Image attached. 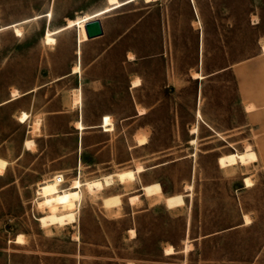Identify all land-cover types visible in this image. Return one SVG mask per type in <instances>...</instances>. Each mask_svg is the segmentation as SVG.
<instances>
[{"label":"rangeland","instance_id":"obj_1","mask_svg":"<svg viewBox=\"0 0 264 264\" xmlns=\"http://www.w3.org/2000/svg\"><path fill=\"white\" fill-rule=\"evenodd\" d=\"M106 2L0 0V156L9 160L0 176V264H264V110L247 123L230 70L264 40V0H131L97 15L114 38L122 34L112 44L78 46L77 23L60 29ZM47 30L54 44L43 41ZM12 90L19 98L3 103ZM103 114L112 130L100 125ZM25 138L34 139L29 149ZM247 145L256 160L218 164ZM138 163L144 169L128 185L116 174L95 195L81 185L77 221L40 225L42 178L61 171L65 186ZM152 181L162 195L182 192L185 204L145 196L140 185ZM116 193L121 203L108 210L102 198Z\"/></svg>","mask_w":264,"mask_h":264},{"label":"bare ground","instance_id":"obj_2","mask_svg":"<svg viewBox=\"0 0 264 264\" xmlns=\"http://www.w3.org/2000/svg\"><path fill=\"white\" fill-rule=\"evenodd\" d=\"M107 5L99 8L95 11H92V13H85L78 17H75L74 19L69 18L66 24L61 28L68 27L73 25L74 23L78 24V36L76 38L77 45L79 46L80 43L87 39L86 31H85V21L93 18L94 16H97L99 14L105 13L111 8L119 6L123 3L129 2V0H106ZM147 1V0H146ZM50 14V12H48ZM14 31L16 35H20L22 33L21 29L17 26H14ZM43 41L49 44H54L55 39L51 35V32L47 30L45 35L43 36ZM77 52H79V47H77ZM262 49H264V43L262 45ZM79 69V63L76 62V65L72 67V72H76ZM192 76L196 78H202L203 75L200 74L198 71H193ZM139 81V78H135L133 80V83H137ZM17 92L16 90H12L11 94L15 95ZM247 107H251V104H247ZM145 110L143 107L138 108L139 113H143ZM196 113L198 117H202L201 111L199 109H196ZM27 112L22 110V112L18 115L19 120L22 122L27 118ZM102 126L105 130H109L112 128V121L111 117L108 114H105L102 118ZM76 127L82 128L83 123L80 119H77L76 121ZM191 132H197V125L193 124L190 127ZM191 142L195 141V137H192L190 139ZM145 142V137L140 136L138 138V143ZM32 143V139H26L25 145L30 146ZM257 159V155L254 150H252L248 145L243 151L240 152H229L225 153L224 155H220L217 157V162L221 167L228 166L230 164H233L235 162L243 163L248 161H254ZM7 164V160L0 157V174L4 173L5 166ZM144 167L140 163L136 164L133 169H121L116 170L112 174L104 175L103 177H97L94 179L89 180H82L80 177H73L67 185L64 186L62 183L65 181L64 174L60 171L57 172L49 177L42 178V180L37 182V193L42 198L37 202L38 207L44 210L43 214L38 216L37 219L40 222V225L49 227V225H59L62 226L67 223H73L77 221V214L79 212L80 206L79 201L81 198V191L83 185L88 192L92 194H97L102 188H104V185H110L113 181V176L116 174L118 180L126 185L130 184L134 178L136 177V172H139L143 170ZM244 182L246 185H252V181L248 176L244 177ZM63 184V186H62ZM141 189L143 191V194L148 197H152V195H159L163 198V203L169 208L171 207H177L182 206L185 203L184 200V194L182 192H175L167 195H162V185H160L157 181H152L150 183L141 184ZM186 186V185H185ZM192 185L189 183L187 185V189L191 188ZM185 188V187H184ZM138 197V193H134L133 195L129 196V201L131 203L136 200ZM121 203L120 199V193L112 194L103 196L102 198V205H105L108 210H112L113 208H116V206H119ZM244 222H249L250 219L244 213L243 216ZM131 236H134V230L130 229ZM23 237L22 234H17L14 238V241L16 242H22ZM188 243L184 245V250L186 251L188 249ZM175 249L170 244L164 247V253L165 254H172ZM128 264H133L132 262H129Z\"/></svg>","mask_w":264,"mask_h":264},{"label":"crops","instance_id":"obj_3","mask_svg":"<svg viewBox=\"0 0 264 264\" xmlns=\"http://www.w3.org/2000/svg\"><path fill=\"white\" fill-rule=\"evenodd\" d=\"M129 1H131V0H129ZM127 3H129V2L123 3L119 6L125 5ZM119 6H116V7H119ZM116 7H113L111 9H114ZM195 9H196V7H195ZM109 11H111V10H109ZM109 11H107V12H109ZM196 12H197V10H196ZM102 14H104V13H102ZM99 18H100V21L102 22L103 32L100 35L93 36V38H98L99 42L102 41V42L107 43V44L116 43L118 41L117 40L118 37H120L122 34H118L117 37L114 38L112 29H110V27L107 26L105 19L103 17H99ZM138 23H142V21L139 20ZM126 32H129V29H127ZM93 38H87L84 41H87V40H90ZM263 42H264V40L259 41L258 49H257L256 53H254L250 56H247L243 59H240V61L231 62V64H230V70H231V73L235 77L236 90L239 93L242 108H243V110H245L247 116L249 117V120L247 123H249V121H251L253 115H256V113H260L261 110H264V49H262ZM77 71H79V69ZM69 73L75 74L74 72H72V69L70 70ZM58 78H55V80H58ZM134 79L135 78H132V80H131V86L132 87L139 86L141 84L140 78H139V81L135 84L133 83ZM31 90H33V89H31ZM19 95H20L19 93H16L15 95H12L10 93V96L8 98H6L8 100L4 101V102L2 101V102L6 103V102H10L12 100H15V99L19 98ZM6 99H4V100H6ZM3 103H1V104H3ZM248 103L252 104V107L250 109H246V104H248ZM22 110L26 111L27 116H28L25 120L22 121V122H24V121L29 119L30 115H29L28 108L24 109L23 107L18 110V115L22 112ZM137 113L138 114H144L146 112L144 111L143 113H139L138 109H137ZM104 115L105 114L102 115V118ZM102 118H101V124H100L101 126H102ZM18 120H19V118H18ZM75 128L76 129L78 128L81 130L84 128V124H83L82 128H79V127H76V121H75ZM112 129H113V123H112V128L109 130H112ZM103 130L109 131V130H105L104 128H103ZM192 133H194V132H192ZM26 139H32V143L30 146L25 145ZM25 140H24L23 144H24V147L26 149H29V148H31V146L34 145V139L33 138H25ZM145 142H146V139H145ZM137 143H138V139H137ZM1 158L6 159L7 164L9 163V160L7 158H4V157H1ZM7 164H6V166H7ZM6 166H5V168H6ZM4 173H5V169H4ZM4 173L0 174V176L4 175ZM144 184H146V183H144ZM142 193H143V191H142ZM188 241H190V240H188Z\"/></svg>","mask_w":264,"mask_h":264},{"label":"water","instance_id":"obj_4","mask_svg":"<svg viewBox=\"0 0 264 264\" xmlns=\"http://www.w3.org/2000/svg\"><path fill=\"white\" fill-rule=\"evenodd\" d=\"M85 31L87 38H93V36L102 34L103 28L99 16H94L85 21Z\"/></svg>","mask_w":264,"mask_h":264}]
</instances>
